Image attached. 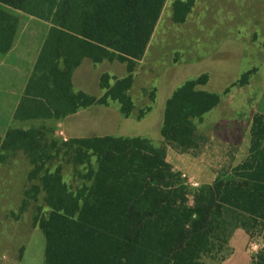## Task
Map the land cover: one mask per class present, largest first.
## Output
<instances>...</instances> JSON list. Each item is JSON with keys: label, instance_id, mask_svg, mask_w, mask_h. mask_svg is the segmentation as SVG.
Segmentation results:
<instances>
[{"label": "trees", "instance_id": "trees-1", "mask_svg": "<svg viewBox=\"0 0 264 264\" xmlns=\"http://www.w3.org/2000/svg\"><path fill=\"white\" fill-rule=\"evenodd\" d=\"M165 3L0 0V54L13 49L21 14L50 25L14 118L56 121L110 101L131 116L134 73ZM190 3H177L176 21L184 20ZM85 59L95 65L118 61L126 64L128 75L119 79L104 73L100 98L75 91L73 73ZM250 74L238 83L247 84ZM208 80L207 74L188 80L167 100L161 146L147 138L114 136L63 143L74 166L84 167V184L76 190L65 183L61 168H49L53 157L44 142L46 127L10 129L0 137V151H22L34 165L31 179L39 186L28 196L44 193L49 214L36 219L45 237L44 264H220L239 228L252 239L261 236L263 247L252 264H264V115L253 116L247 156L217 173L211 184L191 187L167 161L166 145L195 153L203 140L196 121L221 102V94L199 88Z\"/></svg>", "mask_w": 264, "mask_h": 264}, {"label": "rangeland", "instance_id": "rangeland-1", "mask_svg": "<svg viewBox=\"0 0 264 264\" xmlns=\"http://www.w3.org/2000/svg\"><path fill=\"white\" fill-rule=\"evenodd\" d=\"M169 16H171L170 5L163 11L161 22L152 40L151 50L149 49L148 52L149 56L136 68L135 85L132 90V96L137 105L133 117H136L139 109L149 103V93L156 87L157 100L153 105V111L142 121L130 118L123 120L122 124L129 136H146L151 138L156 146L163 145L164 142L160 144L162 140L160 126L163 122L166 100L174 90H171L172 83L177 82L176 88H178L184 82L204 72L208 73L210 81L206 89L221 94V102L218 108L208 116L196 121L197 131L203 140L199 141V147L195 153H188L192 156L181 155L182 153L178 150L167 145L172 148L169 152L170 163L184 171L185 174L182 173L188 183L196 188L199 186H193L189 177H194L200 183H206L221 170L234 165L233 154L239 151L242 155L244 152L248 140L245 139L247 115L240 110L238 116H235L236 121L241 122L244 137L237 139L239 146L229 147V121L234 119V113L230 112L229 108L239 109L244 106L238 102V105H235L232 101L229 105V100L238 99L239 101L241 97L253 96L258 84H261L264 79V45L261 40L263 35L255 31L263 29L264 26V0H235L232 8L220 13L222 21L227 20L229 26H224L219 34L222 35L228 31L231 36L234 30V34L242 36L240 39L242 41L234 45L229 42V48H231L230 45L233 46L232 51H229V57L221 55L216 59V63L208 59L209 54L215 49L206 48V46L213 47L214 42H197L195 45L198 47L194 46V42L186 38V35L193 30L188 34L180 31L178 36V31L168 18ZM49 29L48 23L21 14V28L12 51L0 54V134L10 129L29 130L46 127L44 142L51 145L53 157L49 168L51 171L61 168L65 183L70 189L76 190L84 184L81 179V176L85 175L84 167L74 166L69 151L62 146L69 138L56 132L55 121L21 122L13 119L14 108L25 80L32 74V63ZM181 29H184V26L179 25L178 30ZM253 32L256 33L250 40ZM206 34L209 35L211 32ZM182 36L185 38H183L184 41ZM178 37L179 44L176 42ZM185 60L193 61V64L182 68L178 75L170 80L167 76L164 77V75L175 74L181 62ZM125 67L118 61H106L97 65L91 75L98 78L100 74L107 72L116 78L126 74ZM250 69H254L255 72L258 69L250 80V86L235 82ZM78 75L81 77V74ZM231 83L233 84L229 87ZM143 89H147L148 92L144 94ZM88 90L95 94L98 86L91 84ZM54 143L56 147L52 146ZM33 169L34 165L22 151H0V264L3 263V255L9 260L13 256L16 258L22 252L20 249L23 246L33 244L37 250L41 249L44 235L36 219L46 218L49 209L44 203L43 192L36 199L28 196V192L33 187L39 186L38 180L31 179ZM262 244L261 236L255 234L249 249L255 255L260 251Z\"/></svg>", "mask_w": 264, "mask_h": 264}, {"label": "crops", "instance_id": "crops-1", "mask_svg": "<svg viewBox=\"0 0 264 264\" xmlns=\"http://www.w3.org/2000/svg\"><path fill=\"white\" fill-rule=\"evenodd\" d=\"M189 2H191L190 7H189V11L185 13L184 20L180 21V22L176 21L175 16L177 14V6H176L177 3L187 4ZM234 4H235V0H166L163 11L165 10V8L168 5L171 6V16H169L168 18L171 20L173 26H175L176 30L178 31V36H179L180 31H183V32L188 34L190 31L193 30L191 33L186 35V38L193 41L194 46H196L195 44H197V42H203V41L214 42L213 47L206 46V48L215 49L214 52L209 54L208 59L211 60L212 63H216L217 62L216 59H218L219 56H221V55H225V56L229 57V51H232L231 48L233 47L230 45L231 48H229V42L233 43L232 45H234V43L242 41V40H240L242 38V36L239 37L236 34H234V32H235L234 30H233L231 36H229L228 31L225 32V34H222V35L219 34L220 31H223L224 26H227V27L229 26V22L227 20L222 21V19L220 18L221 17L220 13L229 10L230 7L232 8V6ZM162 14H163V12H162ZM162 14H161V17H162ZM161 17L159 19V22H158L156 28H155V31H154L153 36L151 38V41L147 47L145 55H144L143 59L138 62V64L142 63L143 60L149 56L148 52H149V49L151 50L152 40H153L155 32L158 28V25L161 22ZM179 25L184 26V29L178 30ZM209 31L211 32V34L205 35V33L209 32ZM255 31L257 33H262L263 36L261 37L262 38L261 40H262V45H264V26H263V29L255 30ZM256 32H253L250 40H252L253 35ZM183 38H184V36H182V40H183ZM179 40H180V38L178 37L176 40V42L178 44H179ZM43 42H42V44H43ZM42 44H41V46L37 52V56H36L34 62L32 63V68H31L32 71H33L35 62L38 58L39 52L41 50ZM178 44H177V47L179 46ZM183 45L187 46L185 43H183ZM196 47H198V46H196ZM177 52H179V49ZM183 53H184V51H183ZM104 62H106V61H104ZM103 63H101V64H103ZM121 64H123V63H121ZM138 64H137V66H138ZM192 64H193V61L191 62V61L185 60V61L181 62L179 68L177 67L178 69L175 71V74L164 75V77L167 76V78H169V80H170L171 78L176 77L182 68L186 67L187 65H192ZM124 65L126 66V64H124ZM96 66L97 65L93 64L89 59H85L82 62V64L74 71V73H73V85H74L75 91H82V92H85L89 95L95 96L97 98H100L101 96H103L104 91L100 87V80H101V76L104 73L100 74V76L98 78H96V76L92 77V75H91L93 73V71L96 70ZM125 68H126L125 69L126 74L124 73L122 76H117V78L121 79V78H124L128 75L127 67H125ZM258 69H257V71H258ZM249 72H251V74L249 76V80H248L249 82L246 84L247 86H250V83H251L250 80H251L252 76L254 75L255 70L250 69V70L246 71L245 73H249ZM256 72H255V74H256ZM105 73H107V72H105ZM78 74H81V77ZM204 74H207L209 76L208 73L204 72L197 77H200ZM30 76H31V74H30ZM30 76H28L25 80L22 92H21L19 99H18V102H17V105L14 108L13 119H15L14 118L15 111L19 105V102H20V99L23 95L26 83H27ZM135 77H136V70L134 73V84H133L132 89L129 92V94L132 97L134 104H135V109H134V112L131 116L127 117V116L123 115L121 112V109H120V105L117 102H111L108 105H94V106L89 107L87 109H82L75 114L69 115L64 119L56 120L55 121L56 132H59V134L63 135L65 138L67 137L69 139H72V138H88V137H104V136L142 137V138L151 139V138H148L146 136H139V135L129 136V134H127L125 132V129H123V124H122L123 120L132 118V119H135L137 121H142L143 119H145V117L149 113H151L153 111V105L155 104V102L157 100V91L158 90L155 87L149 93V97H150L149 103L145 107L139 109L138 114L140 113V111L146 110L149 107H150V111L147 112V114L142 119H138L137 116L133 117V115L135 114V112L137 110L136 102L132 96V90H133L134 85H135ZM239 80L240 79L236 80L235 82H237ZM209 81H210V76H209V80H208L207 84L204 86H200L199 88L202 90L208 91V92H212V91H209L206 89ZM235 82H233V83H235ZM176 83L177 82H175V84L172 83L171 90L172 89H174V90L170 94V96L167 98V100L172 96L174 91L177 89ZM233 83L229 84V87ZM91 84H93L94 86H98V91L95 92V94H93L92 92H90L88 90V88L90 87ZM210 89H212V88H210ZM153 91H155V100L154 101L151 100V93ZM143 92H144V94H146L148 91H147V89H143ZM212 93H217V92H212ZM167 100H166V103H167ZM230 101H232L235 105H238V103H242V105H244V106L240 107L239 109L238 108H235V109L229 108L230 112L232 111L234 113V119L229 121V147L232 148V147L239 146L237 139H243V137H244V133L242 132L241 122L236 121L237 119H235L236 118L235 116H238V112H240V110L243 111L242 113H244V114L246 113V115H247V122H246L247 125H245L247 131L245 132V139H248V140H247V143L245 144V149H244V152L242 155L239 153V151L237 153L233 154L234 155L233 160L235 161L233 166H236L239 163H241L243 161V159L248 154V150H249V146H250V130H251L253 116L255 114H263L264 115V79L262 80L261 84H258L257 91L253 94V96L249 95L245 98L241 97L239 99V101H238V99L229 100V105L232 104V102H230ZM166 103H165V108H166ZM219 105H220V103H219ZM218 106L215 107L213 110L218 108ZM165 108H164V113H163V122H164ZM211 112H209L205 116H208ZM163 122L160 126V135H161V129L163 126ZM6 132L4 134L1 133L0 137H4L6 135ZM161 137H162V135H161ZM163 142H164V140L162 137V140H160V144ZM166 147H167V161L170 163L169 152L172 150V148L168 147L167 145H166ZM241 153H242V151H241ZM184 154L191 155L188 153H182L181 155H184ZM193 157H195V156H193ZM174 167L177 170L184 173V171L178 169L176 166H174ZM183 177H184V175H183ZM215 178H216V174L213 177H211L210 180L207 181L206 183H200L199 181L195 180L194 177H189V181L192 185L194 184V186H200V185H204V184H211L215 180ZM252 240L253 239L251 238V236L244 229H241V228L236 229L233 232V234L229 240L230 253L227 256V258L224 261H222L220 264H252L254 254L249 249V245H250ZM20 250L22 252L16 258L13 256L10 260L8 258H5L6 256L3 255V263L2 264H44L45 237H44V240L42 241L41 249L37 250L36 246H34L33 244H29V246L26 245V246L21 247Z\"/></svg>", "mask_w": 264, "mask_h": 264}, {"label": "built area", "instance_id": "built-area-1", "mask_svg": "<svg viewBox=\"0 0 264 264\" xmlns=\"http://www.w3.org/2000/svg\"><path fill=\"white\" fill-rule=\"evenodd\" d=\"M193 186H194V184H193ZM250 245H251V243H250ZM252 247H253V246H252ZM262 247H263V244H262V246H261V249H262ZM253 248H255V247H253ZM261 249H260V250H261Z\"/></svg>", "mask_w": 264, "mask_h": 264}]
</instances>
